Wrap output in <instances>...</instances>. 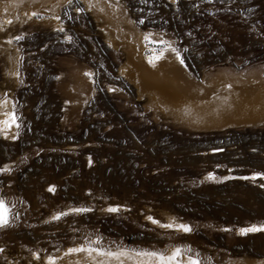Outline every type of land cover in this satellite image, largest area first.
<instances>
[{
	"label": "rangeland",
	"instance_id": "obj_1",
	"mask_svg": "<svg viewBox=\"0 0 264 264\" xmlns=\"http://www.w3.org/2000/svg\"><path fill=\"white\" fill-rule=\"evenodd\" d=\"M81 2L0 0V118H15L0 127V264L176 249L201 264L264 261V232L241 234L264 227L246 212L264 182L236 179L264 176V124L193 130L158 103L236 81L264 105V0H108L104 14ZM147 39L177 74L145 70Z\"/></svg>",
	"mask_w": 264,
	"mask_h": 264
},
{
	"label": "bare ground",
	"instance_id": "obj_2",
	"mask_svg": "<svg viewBox=\"0 0 264 264\" xmlns=\"http://www.w3.org/2000/svg\"><path fill=\"white\" fill-rule=\"evenodd\" d=\"M87 1L93 2L94 4H96V6L98 7V10H97L98 13L104 14V12L106 11L105 5L107 4L106 2H108V0L107 1L106 0H85V4L82 2L81 3L86 6ZM112 2L111 4L107 6V10L111 12V14H115L117 12L116 10L117 8H116V4ZM61 3H62V0H44V5H46L45 7L48 10L55 9L56 6L60 5ZM86 8H88V5L86 6ZM93 10L95 12L96 8ZM104 18H110V16L108 14H105ZM110 22L113 23L114 21L113 22L110 21ZM146 41L148 42L146 44H142L140 47V52H141L140 63L142 62V65L145 68V70L149 71L151 74H156V75L164 71L165 73L166 71L167 73L169 71L170 73L175 75L177 70H176V65L172 61V56L170 54H167L165 52L166 50L161 48L160 43H155L149 39H147ZM157 56H161L162 58L159 60H155V57ZM150 60H155V62L150 63L149 62ZM77 80L80 83L83 82L81 78H78ZM211 84H212L211 86H213V85H216L217 83L211 82ZM246 88L238 86V83L236 81H232L231 85H224V86L217 85V86L211 87V91L209 95L211 98L207 97L208 99L203 98V100L201 99L180 100L176 98L173 99V97L171 98V95H169V97L167 95L163 96V93L159 92L160 95L158 96V99H159L158 103H159L160 109H162L163 111H167L176 122H179L183 126L189 129H193V130H210V129L214 130V129H221L225 127L258 126V125L264 124V113L258 111V109L260 108L259 106L261 104H258L259 101L257 102L256 100L254 102L250 101L251 98L247 96L248 89ZM194 89L195 90H193V93L199 94L201 96L203 95L204 89L202 86H198L197 88H194ZM222 91L224 92L222 93ZM204 99H206L207 101ZM11 114L8 113L7 116H2L0 118L1 128H6L8 126V124L10 123L9 119L12 120ZM68 148L71 149V147H68ZM253 177H256L255 179L260 178L262 182H264V178H262L264 176H259L256 173H252L248 176H236V179L255 180L253 179ZM259 185H261V187L263 186L261 183ZM152 224H155L157 227H160L161 229L163 228V229H169V230H177L179 228L178 225L173 224V223L162 225L157 222L154 223L152 221ZM257 228H262V227H257ZM256 232H264V231H256ZM173 251L175 250H169L163 255L170 256L173 253ZM113 253H116V254L124 253V255H119L118 258H114L108 255H100L102 259L101 261L98 262V264H160V261L156 257H150L146 255H137V253H131V252L124 251V250H118ZM189 260L191 259L182 256L180 260H177L176 264H188ZM253 264H264V261L261 260Z\"/></svg>",
	"mask_w": 264,
	"mask_h": 264
},
{
	"label": "snow or ice",
	"instance_id": "obj_3",
	"mask_svg": "<svg viewBox=\"0 0 264 264\" xmlns=\"http://www.w3.org/2000/svg\"><path fill=\"white\" fill-rule=\"evenodd\" d=\"M161 56H157L155 57V60H159L161 59ZM155 60H150V63H154ZM181 63H183V61H181ZM13 123L15 122V118H12ZM209 179H212L213 177L209 176ZM256 177H253V179H255ZM264 178V177H262ZM52 189H50L51 191ZM110 211H116V209H109ZM58 218V217H57ZM155 223V221H153ZM8 224V219H7V213L6 210L3 207V203L0 202V227L5 226ZM170 227V225H169ZM182 230L184 232H188L190 231V229L187 226H181ZM256 231H264V227L262 228H257L255 226L251 227V228H247V229H242L241 230V234H247L248 232H256ZM83 251H88L89 253L91 251H94L93 249H85V248H76V249H71L70 252H83ZM97 255H108V256H112L114 258H118L119 255H124V253H112V252H108V253H104V252H97ZM137 255H146V256H150V257H156L159 261L160 264H176L177 262V258L181 255V250L180 249H176L175 251H173V253L170 256H164L163 254H158L156 252H145V253H137ZM188 264H201V262L197 259H191L188 261Z\"/></svg>",
	"mask_w": 264,
	"mask_h": 264
},
{
	"label": "trees",
	"instance_id": "obj_4",
	"mask_svg": "<svg viewBox=\"0 0 264 264\" xmlns=\"http://www.w3.org/2000/svg\"><path fill=\"white\" fill-rule=\"evenodd\" d=\"M77 150V149H76ZM263 187V186H262ZM257 197H253V202H254V208L248 209L247 214H250L251 216H260L262 214H264V205H263V201H264V188L260 190H257ZM170 202L169 199H166L165 197H159L158 199V205L159 206H163V204H168ZM170 210L177 215V211H175V209H171Z\"/></svg>",
	"mask_w": 264,
	"mask_h": 264
},
{
	"label": "water",
	"instance_id": "obj_5",
	"mask_svg": "<svg viewBox=\"0 0 264 264\" xmlns=\"http://www.w3.org/2000/svg\"><path fill=\"white\" fill-rule=\"evenodd\" d=\"M236 174L240 175V173H236ZM80 210L81 211H85L86 210V207H82Z\"/></svg>",
	"mask_w": 264,
	"mask_h": 264
}]
</instances>
